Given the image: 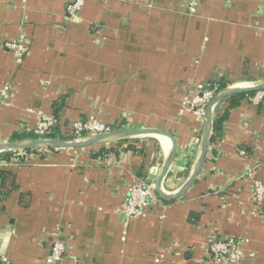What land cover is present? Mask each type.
I'll return each instance as SVG.
<instances>
[{"label": "crops", "instance_id": "obj_1", "mask_svg": "<svg viewBox=\"0 0 264 264\" xmlns=\"http://www.w3.org/2000/svg\"><path fill=\"white\" fill-rule=\"evenodd\" d=\"M74 1L0 0V144L54 117L63 99L60 134L90 118L172 134L177 155L163 187L177 192L205 123L188 104L197 87L264 81V0H85L73 18ZM21 39L22 58L2 45ZM166 155L165 140L141 137L0 165L17 184L0 203V255L46 264L60 239L61 264H210L219 238L241 242V264H264V203L252 201L255 180L264 183V102L231 109L183 197L165 202L156 193L157 204L126 225L130 188L155 185Z\"/></svg>", "mask_w": 264, "mask_h": 264}, {"label": "built area", "instance_id": "obj_2", "mask_svg": "<svg viewBox=\"0 0 264 264\" xmlns=\"http://www.w3.org/2000/svg\"><path fill=\"white\" fill-rule=\"evenodd\" d=\"M15 3L23 2L25 0H12ZM85 0H75L67 7V13L77 18L79 13L84 7ZM188 11L191 14L196 12L195 6L192 4L188 7ZM3 47L11 52L17 54L19 58L24 57L27 52V44L21 39L18 42H3ZM218 82L214 81L206 85L197 87L198 96L189 104L190 111L196 114L202 121L205 122L206 111L209 102L215 96L218 90ZM10 86V85H9ZM9 86L6 87L3 92V96H7ZM248 102L253 105L262 104L264 102V92H259L253 96L245 98ZM216 112V110H215ZM215 116V114H214ZM59 121L54 117H44L39 122L36 128L31 130L29 134L33 138L46 139L55 133ZM62 135L69 138H81L86 136H94L98 134H104L111 132L113 129L109 125H105L94 118H90L85 121H78L72 123L68 128L65 129ZM38 153V152H37ZM36 154V153H35ZM244 155L245 153L242 152ZM17 157H28L29 155L20 151L15 153ZM16 162V161H13ZM6 164L0 161V165ZM160 200L155 192V185L153 183H138L132 186L129 190V197L123 209V216L125 224H129L132 221L142 218L149 208ZM253 204L259 209L264 203V183L260 180H255L254 192L252 197ZM241 242L235 239H215L212 240L208 248V261L210 264H241L242 250ZM67 250L66 244L56 239L51 254L48 257L46 264H61L64 261L65 253ZM1 264H10L9 259L6 256L0 255Z\"/></svg>", "mask_w": 264, "mask_h": 264}, {"label": "water", "instance_id": "obj_3", "mask_svg": "<svg viewBox=\"0 0 264 264\" xmlns=\"http://www.w3.org/2000/svg\"><path fill=\"white\" fill-rule=\"evenodd\" d=\"M259 92H264V81H256L251 83H243L240 85L227 86L215 94V96L211 99L207 107L198 157L193 168V172L187 182L180 188V190L173 194L166 192L163 187V184L170 173L171 167L177 155V141L172 134L157 128L123 127L104 134L72 139L27 138L0 144V154L5 152H16L24 150H76L141 137L161 138L166 141L167 155L163 163L161 172L155 182V190L161 199H163L165 202H171L183 197L195 184L199 175L202 172L204 163L208 155L209 147L211 145V140L213 136V123L215 117L214 114L217 107L223 101L233 96L256 94ZM250 170H245L244 176L248 174Z\"/></svg>", "mask_w": 264, "mask_h": 264}, {"label": "trees", "instance_id": "obj_4", "mask_svg": "<svg viewBox=\"0 0 264 264\" xmlns=\"http://www.w3.org/2000/svg\"><path fill=\"white\" fill-rule=\"evenodd\" d=\"M227 83L225 80H220L218 82V90H222L225 87H227ZM254 94H248V95H239V96H233L223 102H228L229 106L226 107L225 109H221L222 104H220L215 112V117H214V123H213V136H212V140H211V145L219 142L222 139L223 136V126L225 124V122L228 120L229 117V113L231 111L232 108H234L235 106H237L241 100H244L246 97L248 96H253ZM63 99L61 100V104H62ZM222 102V103H223ZM61 104H57V106L55 105V118H57L58 120L60 119V113H61ZM110 126V125H109ZM113 129L117 130L120 129L121 126H111ZM68 128V127H67ZM66 129V128H65ZM64 129V130H65ZM27 138H33L31 134H27V135H17L15 134L14 136H12L11 141H17V140H22V139H27ZM48 138L51 139H72L69 137H65L64 135L60 134L58 131H55L54 134H52L51 136H48ZM128 140H124V142H126ZM51 152H54L56 150H48ZM20 151H16V152H5L0 154V161L5 162L6 164H10L13 161H16L17 164L19 165H24L26 164L27 161V157H17L15 156V153H19ZM26 154H35L38 151L37 150H24L22 151ZM104 153L106 152L105 150H101L100 153ZM99 154L93 155V158H97L99 156ZM15 175L13 173H11L10 171H8L5 167H0V203H3L6 201L7 198H9V196L11 195V193H13L15 190H17V184H16V180H15ZM196 215H191V220H197L195 219Z\"/></svg>", "mask_w": 264, "mask_h": 264}, {"label": "rangeland", "instance_id": "obj_5", "mask_svg": "<svg viewBox=\"0 0 264 264\" xmlns=\"http://www.w3.org/2000/svg\"><path fill=\"white\" fill-rule=\"evenodd\" d=\"M105 125H106V124H105ZM40 151H42V152H43V151H46V150H40ZM38 152H39V151H38ZM36 154H38V153H36Z\"/></svg>", "mask_w": 264, "mask_h": 264}, {"label": "bare ground", "instance_id": "obj_6", "mask_svg": "<svg viewBox=\"0 0 264 264\" xmlns=\"http://www.w3.org/2000/svg\"><path fill=\"white\" fill-rule=\"evenodd\" d=\"M164 142V141H163Z\"/></svg>", "mask_w": 264, "mask_h": 264}]
</instances>
